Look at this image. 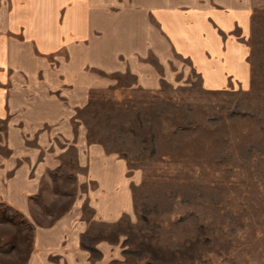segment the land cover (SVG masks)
<instances>
[{"label": "crops", "instance_id": "0c3cea01", "mask_svg": "<svg viewBox=\"0 0 264 264\" xmlns=\"http://www.w3.org/2000/svg\"><path fill=\"white\" fill-rule=\"evenodd\" d=\"M254 0H0V217L22 264H112L139 173L88 138L80 113L122 77L246 88ZM0 264L4 262L0 259Z\"/></svg>", "mask_w": 264, "mask_h": 264}, {"label": "rangeland", "instance_id": "374dc122", "mask_svg": "<svg viewBox=\"0 0 264 264\" xmlns=\"http://www.w3.org/2000/svg\"><path fill=\"white\" fill-rule=\"evenodd\" d=\"M246 88L198 78L146 90L122 77L90 93L88 138L139 173L134 214L112 227V264H264V0H254ZM0 217V259L22 264L29 237ZM3 247V248H2Z\"/></svg>", "mask_w": 264, "mask_h": 264}, {"label": "trees", "instance_id": "16d2710c", "mask_svg": "<svg viewBox=\"0 0 264 264\" xmlns=\"http://www.w3.org/2000/svg\"><path fill=\"white\" fill-rule=\"evenodd\" d=\"M3 248V247H2Z\"/></svg>", "mask_w": 264, "mask_h": 264}]
</instances>
